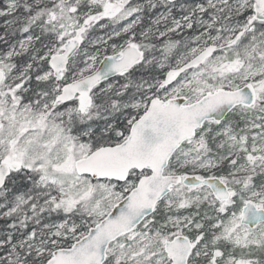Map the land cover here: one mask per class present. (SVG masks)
<instances>
[{"label": "snow or ice", "instance_id": "snow-or-ice-1", "mask_svg": "<svg viewBox=\"0 0 264 264\" xmlns=\"http://www.w3.org/2000/svg\"><path fill=\"white\" fill-rule=\"evenodd\" d=\"M0 264H264V0H0Z\"/></svg>", "mask_w": 264, "mask_h": 264}]
</instances>
